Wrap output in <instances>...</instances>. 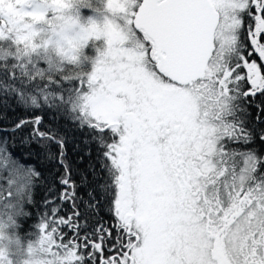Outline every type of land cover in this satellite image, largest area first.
I'll return each mask as SVG.
<instances>
[{"label":"snow or ice","instance_id":"obj_1","mask_svg":"<svg viewBox=\"0 0 264 264\" xmlns=\"http://www.w3.org/2000/svg\"><path fill=\"white\" fill-rule=\"evenodd\" d=\"M0 184V264H264V0H0Z\"/></svg>","mask_w":264,"mask_h":264},{"label":"trees","instance_id":"obj_2","mask_svg":"<svg viewBox=\"0 0 264 264\" xmlns=\"http://www.w3.org/2000/svg\"><path fill=\"white\" fill-rule=\"evenodd\" d=\"M89 54H92V50H87ZM12 151L15 152L18 156H22L28 159H32V157L28 156V153L30 151V146L24 142L18 137L16 138V143L12 147ZM83 154V145H81L79 151H74L72 144H69L68 147V156L70 161L79 167H83L84 165L80 163L79 156ZM40 168H44V161L43 158H41L40 162ZM6 187L5 184H0V191H2ZM80 191L83 193L84 189H80ZM7 194L6 192L4 193ZM46 195V191L44 189V185L41 182H37L32 190V198L34 201V204L28 206V210L31 211L32 216L31 218H25L23 220V227L20 230V236L21 239L25 242H27L29 239L33 238V227L35 222L38 219L39 216V210L43 204V199Z\"/></svg>","mask_w":264,"mask_h":264},{"label":"rangeland","instance_id":"obj_3","mask_svg":"<svg viewBox=\"0 0 264 264\" xmlns=\"http://www.w3.org/2000/svg\"><path fill=\"white\" fill-rule=\"evenodd\" d=\"M97 3H99V0H96ZM85 16H90V15H93V12L92 11H87L85 10V13H84ZM93 54V52H92Z\"/></svg>","mask_w":264,"mask_h":264}]
</instances>
